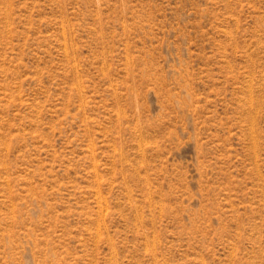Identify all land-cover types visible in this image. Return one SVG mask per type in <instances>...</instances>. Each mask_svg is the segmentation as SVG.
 I'll use <instances>...</instances> for the list:
<instances>
[{
  "label": "rangeland",
  "instance_id": "374dc122",
  "mask_svg": "<svg viewBox=\"0 0 264 264\" xmlns=\"http://www.w3.org/2000/svg\"><path fill=\"white\" fill-rule=\"evenodd\" d=\"M0 264H264V0H0Z\"/></svg>",
  "mask_w": 264,
  "mask_h": 264
}]
</instances>
